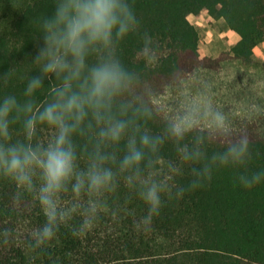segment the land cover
Returning a JSON list of instances; mask_svg holds the SVG:
<instances>
[{
  "label": "clouds",
  "instance_id": "obj_1",
  "mask_svg": "<svg viewBox=\"0 0 264 264\" xmlns=\"http://www.w3.org/2000/svg\"><path fill=\"white\" fill-rule=\"evenodd\" d=\"M37 27L28 61L35 73L22 97L0 96V179L17 187V198L32 196L44 216L31 233L32 253L44 254L61 227L73 235L91 230L111 211L121 184L145 205L146 222L160 214L165 197L203 187L214 170L232 169L245 189L264 184V170H247L254 159L248 137L234 138L228 116L204 93L186 97L162 133L147 127L154 110L140 91V74L118 55L139 27L128 0H55ZM143 40L147 53V33ZM10 77L11 69L0 73V87ZM13 126L22 138H13ZM42 126L50 129L46 142L38 137ZM212 140L220 148L209 154ZM165 143L177 160L163 156ZM178 161L188 166L187 185L175 182L183 174Z\"/></svg>",
  "mask_w": 264,
  "mask_h": 264
},
{
  "label": "trees",
  "instance_id": "obj_2",
  "mask_svg": "<svg viewBox=\"0 0 264 264\" xmlns=\"http://www.w3.org/2000/svg\"><path fill=\"white\" fill-rule=\"evenodd\" d=\"M55 0H0V73L11 69L0 96L22 97L27 78L35 73L28 61L40 35L37 22L51 15ZM139 27L121 45L118 55L141 77L140 91L154 110L147 127L162 133L170 118L158 100L177 93L193 81L235 71L264 80V62L254 58L264 42V0H128ZM206 12L239 35L231 50L217 57L200 47V33L190 15ZM150 37L144 52V34ZM151 57V59H149ZM47 99V86L37 94ZM232 129L233 137L247 136L254 153L249 172L264 170V103L258 113ZM13 138H22L13 126ZM50 129L40 127L46 142ZM220 145L208 143L209 154ZM166 159L177 160L171 143L162 147ZM175 177L187 185L188 166ZM17 187L0 179V264H30L36 254L28 247L31 233L44 223L30 195L16 196ZM70 199V197H66ZM111 211L95 226L73 235L61 227L46 252L33 264H264V184L245 189L234 182L232 169L214 170L210 182L183 197H165L160 214L145 221V205L123 184L110 197ZM113 212L115 215H113ZM75 217L73 223H78Z\"/></svg>",
  "mask_w": 264,
  "mask_h": 264
},
{
  "label": "rangeland",
  "instance_id": "obj_3",
  "mask_svg": "<svg viewBox=\"0 0 264 264\" xmlns=\"http://www.w3.org/2000/svg\"><path fill=\"white\" fill-rule=\"evenodd\" d=\"M192 17L196 22L201 18ZM205 25L199 30L203 45L215 42L216 49L229 48L231 50L239 40V35L232 31L224 20L213 23L211 27L206 23ZM222 51L228 50H220V53ZM254 58L264 62V42L257 46ZM195 93H204L211 97L214 105L228 116L233 129L238 127L240 122L258 113L260 105L264 103V80L235 71L212 74L202 80L189 83L177 93H169L160 98L157 104L172 118L177 114L183 100Z\"/></svg>",
  "mask_w": 264,
  "mask_h": 264
},
{
  "label": "crops",
  "instance_id": "obj_4",
  "mask_svg": "<svg viewBox=\"0 0 264 264\" xmlns=\"http://www.w3.org/2000/svg\"><path fill=\"white\" fill-rule=\"evenodd\" d=\"M192 16H195L196 18L197 17H201V18L198 22H196ZM189 20L196 26V28L199 31L200 28H204L206 26L205 23L207 24V26L211 27L213 23L223 22L224 19L215 20L212 17H210L208 13L203 12L200 15H193V14L190 15ZM200 47L205 51L207 55L212 56V57L218 56L220 53V50H229V48L228 49L226 48L216 49L215 42H211L210 44L203 45L201 43V40H200Z\"/></svg>",
  "mask_w": 264,
  "mask_h": 264
}]
</instances>
